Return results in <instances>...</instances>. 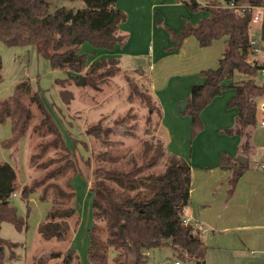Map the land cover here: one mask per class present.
I'll use <instances>...</instances> for the list:
<instances>
[{
	"label": "trees",
	"instance_id": "16d2710c",
	"mask_svg": "<svg viewBox=\"0 0 264 264\" xmlns=\"http://www.w3.org/2000/svg\"><path fill=\"white\" fill-rule=\"evenodd\" d=\"M82 1L85 3L82 9L75 11L62 6L51 12L50 0H0V41L12 47L33 45L37 55L47 59L51 68L64 70L67 77L57 78L54 82L59 85L60 99L66 105L73 98L72 91L65 86L68 79L77 81L83 77L94 89H100L96 79L102 81L104 77L113 76L119 65L117 57H100L87 64L82 44L87 42L92 47L113 49L123 39L118 30L126 19V12L116 6L117 0ZM235 1L264 6V0ZM207 2L208 5L204 6L194 0L186 1L191 10L202 8L207 14L195 24L185 22L178 33L173 32V37L180 44L185 37L193 35L202 47L226 37L225 48L215 68L199 71L204 81L191 86L186 98L188 102L181 113L189 116L190 136L193 137L202 127V109L226 86L234 88L227 105L235 107L237 113L234 125L226 132L239 134L243 138L241 154H248L252 150V130L257 122L256 98L264 95V85L256 83L254 79L264 68V62L251 59L255 53L250 43L253 37L250 33L253 12L221 7L220 0ZM1 68L0 54V82ZM235 72L244 73L247 77L226 84L224 81L232 79ZM140 94L150 103L147 94ZM32 105L43 113L32 129L41 135L52 134L53 137L37 143V151L30 154V161L44 155L50 147L60 145L66 153L60 155L62 163L47 169L41 178L21 187L15 168L8 161L0 160V224L8 221L18 230L28 226L27 215L20 216L10 202L18 189L22 199L27 200L31 192L42 186L40 199L47 200L48 189L54 187V199L37 230L43 239L64 240L71 231L69 219L76 212V208L68 203L74 197V190L66 191L50 180L70 170L72 174L65 183L71 188L70 180L80 172V167L65 145L53 116L46 112L39 91L32 89L28 78L18 81L12 94L0 100V123L10 121V136L0 143L8 148L22 138L33 117ZM155 107L158 118H161L160 108ZM147 123H150L149 116ZM86 133L99 139L104 147L96 153L97 164L92 169L88 186L93 217L88 229L87 257L90 264H109V248L115 252L111 256L114 264H146L144 251L165 245H172L176 249L179 260L192 259L196 264H204L207 247L202 240L201 230L193 223H184L182 220L183 209L189 203L191 167L188 161L169 152L161 140L153 142L145 139L141 162L129 158L125 166H117L125 155L110 151V147L116 143L111 138L113 128L95 123L87 128ZM56 160L50 158L40 163V166L46 168ZM159 162L163 163L161 171L150 170ZM219 165L231 171L228 179V193L231 194L237 180L249 167L247 158L244 163H240L237 156L222 153ZM100 220L102 225L98 222ZM100 229L106 230L104 238L99 235ZM15 245L0 236V264H4V247L10 249L9 255L12 257ZM59 254L60 251H50L46 256L40 254L32 264H44L46 258ZM62 264H79L74 249L64 253Z\"/></svg>",
	"mask_w": 264,
	"mask_h": 264
},
{
	"label": "rangeland",
	"instance_id": "374dc122",
	"mask_svg": "<svg viewBox=\"0 0 264 264\" xmlns=\"http://www.w3.org/2000/svg\"><path fill=\"white\" fill-rule=\"evenodd\" d=\"M186 1L188 0H118L117 5L122 6L126 11V19L118 30L119 34L123 35V39L113 49L92 47L87 42L82 44V50L87 55V64L100 57H118L119 65L115 74L104 77L102 81L96 79L100 89H94L85 80L78 83V80L68 79L65 86L73 94L68 105L60 99V87L54 82L57 78L67 77L64 70L51 68L47 59L37 55L33 45L19 48L7 46L0 41L2 59L0 100L12 94L18 81L28 78L32 89L39 91L44 100L46 112L53 116L62 133L65 145L80 167V172L70 180L72 189L65 183V180L72 174L70 170L50 180L66 191L74 190V197L70 198L68 203L76 208V212L69 219L71 231L64 240L43 239L37 230L38 224L45 220L54 199V187L48 189L47 200L40 199L39 194L42 186L39 190L31 192L27 200L22 199L20 189L11 196L10 202L16 207L17 213L23 217L27 215L28 226L18 230L8 221L1 222L0 236L16 243L12 248V257L9 255L10 249L7 246L4 247V264H32L38 255L46 256L50 251H60L61 254L46 258L44 264H62L63 255L68 249H74L77 253L79 264H90L87 257L88 229L93 217L91 192L88 186L92 179V169L97 164L96 153L104 147L99 139L86 133V130L95 123H99L102 127L111 126L113 128L114 133L111 134V138L116 143L110 147V151L114 154L125 155L122 161L116 164L117 166H125V161L129 158H135L141 162L145 139L153 142L161 140L164 143L163 135L165 136V134L163 132L165 130L159 123L161 118H158L155 106L161 110L164 102L169 98H175L172 89L175 82L185 75V63L187 59H190L185 51L193 52L190 45L187 48H181V43L179 44L178 40L173 37V32L178 33L185 22L189 21L195 24L198 18L207 14V11L202 8L191 10ZM220 1L221 4L224 3L223 0ZM62 6L76 11L84 8L85 3L82 0H50L49 11L52 12ZM254 11L260 12V9L256 8ZM158 15L162 18L160 21H157ZM261 21L262 19L251 21L250 33L257 39L259 48L258 52L253 53L251 59L264 62V38H261ZM190 38L195 39L194 36H190ZM242 77L246 78L247 75L235 72L232 79H226L224 82L226 84L229 83L228 81L238 82ZM254 79L258 84L264 82L260 71ZM153 82L157 85L156 89L152 88ZM161 83L164 86L160 88ZM228 88L230 86H226L224 89ZM159 92H161L160 95ZM140 93L147 94L150 97V103L145 101ZM182 100L175 101L178 110L179 102ZM256 100L257 122L252 133L257 132L256 136L259 141L257 145L264 146V127L259 126L260 119L264 118V112H262L264 110L260 107L264 102V95ZM31 109L33 117L22 138L8 148L0 143V160L8 161L15 168L19 187L41 178L47 169L62 163L63 160L59 159L60 155L66 153V150H63L59 145L48 148L44 155L35 161H30V154L37 151V143L53 137L52 134L41 135L32 129L33 125L39 122L43 113L35 105H32ZM177 115L184 118V121L185 119L189 121L188 116L180 111ZM147 116L150 117V123H147ZM182 119L179 120L178 125L180 133L183 132ZM198 133L199 131L195 136ZM233 134L239 135L235 132ZM9 136L10 121L6 120V122L0 123V142ZM195 136L191 137L189 130L188 146ZM193 145L196 146L195 143ZM253 150L254 147L251 151ZM193 152H195L194 148ZM240 155L243 154H238L237 158ZM243 156L245 158L247 156L248 162L252 163L251 153ZM50 158L57 160L50 162L46 168H42L40 163ZM162 164L159 162L150 170L159 172L163 169ZM106 165L109 166V163ZM98 222L103 224L101 220ZM256 225L258 226V224ZM98 232L103 238L106 235L104 229H100ZM109 251V264H114L111 256L115 252L112 248H109ZM144 252L146 264H164L166 261L177 259V251L172 245L153 247ZM206 252L205 258L208 264H214L215 253L213 256L208 251L206 256ZM180 261L181 264H196L192 259H180Z\"/></svg>",
	"mask_w": 264,
	"mask_h": 264
},
{
	"label": "crops",
	"instance_id": "0c3cea01",
	"mask_svg": "<svg viewBox=\"0 0 264 264\" xmlns=\"http://www.w3.org/2000/svg\"><path fill=\"white\" fill-rule=\"evenodd\" d=\"M116 6L123 9L117 2ZM190 36L193 35L185 37L180 44L183 49L190 45L193 50L185 51L190 56L185 63L186 73L175 82L172 89L175 98L162 104L160 120L165 130V148L184 158L191 167L189 203L183 209V217L190 223L201 222L202 240L206 251L213 256L215 253L214 264H264V146L257 145V132L254 131L251 138L252 163L248 162L249 167L241 174L231 194L228 193L231 171L219 165L222 153L241 154L243 138L226 132L234 125L237 113L235 107L227 105L234 88L223 89L202 109V129L189 146L190 118L188 116L189 121H184L177 115L180 110L175 101L187 98L191 86L204 81L199 71L215 68L225 48L226 37L200 47L195 36V39ZM163 86L161 83L160 88ZM152 88H157L156 83H152ZM180 119L183 121L182 133L178 128ZM204 264H208L206 258Z\"/></svg>",
	"mask_w": 264,
	"mask_h": 264
},
{
	"label": "built area",
	"instance_id": "2783aa9c",
	"mask_svg": "<svg viewBox=\"0 0 264 264\" xmlns=\"http://www.w3.org/2000/svg\"><path fill=\"white\" fill-rule=\"evenodd\" d=\"M194 1L200 5H204V6L208 5L207 0H194ZM219 6L239 9V10H251L253 12L252 20H259V19H262V16H264V12H262L264 11V6H255V5H250L246 3H238L235 0H229L228 2L219 4ZM256 8L260 9V12H255L254 9ZM250 43L253 45L254 52L255 53L258 52L259 48L257 46V39L255 37H252L250 40ZM260 74H261L262 79H264V68L260 69ZM261 84L264 85V82H262ZM260 107L262 110H264V102L261 103ZM257 110H258V106H257ZM259 126L264 127V118L260 119ZM13 195H15V193H13ZM182 220L184 223H190L186 219H184V217L182 218ZM193 224L196 228H199L201 230V222L196 221ZM166 264H181V262L179 259H174L170 262H166Z\"/></svg>",
	"mask_w": 264,
	"mask_h": 264
},
{
	"label": "water",
	"instance_id": "95a60500",
	"mask_svg": "<svg viewBox=\"0 0 264 264\" xmlns=\"http://www.w3.org/2000/svg\"><path fill=\"white\" fill-rule=\"evenodd\" d=\"M161 19H162L161 16L158 15L157 21H160ZM261 38H264V16H262V21H261ZM83 80H84L83 77H80L78 79V83H82ZM187 102H188L187 99H184V100L179 102V110L180 111L184 110ZM238 160L240 163H244L246 158L243 155H240V156H238Z\"/></svg>",
	"mask_w": 264,
	"mask_h": 264
}]
</instances>
